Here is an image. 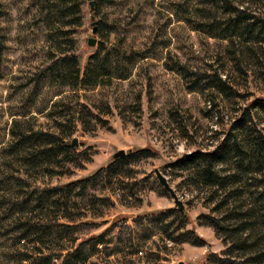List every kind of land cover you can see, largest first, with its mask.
I'll list each match as a JSON object with an SVG mask.
<instances>
[{
  "label": "rangeland",
  "instance_id": "1",
  "mask_svg": "<svg viewBox=\"0 0 264 264\" xmlns=\"http://www.w3.org/2000/svg\"><path fill=\"white\" fill-rule=\"evenodd\" d=\"M93 1L92 9L89 1L83 7L82 23L68 26L70 18L64 22L54 18L49 25L40 22L34 0H0V160L1 150L11 140L14 119L19 126L28 123L52 132L54 122L37 111L47 109L57 99L69 107L77 100L90 111L81 113L86 133L78 127L70 138L76 139V151L82 155L79 165L72 166L68 177L43 181L64 184L87 177L111 165L117 151L127 154L146 148L154 153L119 167V177L88 189V197L72 209V225L99 223L94 230H75L72 237L78 241L102 232L117 218H125L104 238L115 241L118 237L121 254L105 258L100 245L97 249L102 252L90 263L206 264V256L219 254L223 246L210 228L198 224V217L208 210L187 192L184 174L174 164L195 150H210L242 107L264 97V43L246 49L195 31L201 10L206 9L205 0ZM89 39L95 40L94 47L88 46ZM100 47L119 50L123 68L131 55L134 65L129 78H112L106 86L78 91L58 88L59 96L37 81L48 52L75 55L82 70ZM203 75L225 82L229 96L204 87L206 79L198 82L199 76L205 78ZM27 111L30 115L23 119L20 115ZM156 170L182 202L189 220L185 229L202 239L201 246L176 245L163 234L168 224L177 226L178 217L151 219V215L168 209L177 210L158 183ZM139 217L142 220L135 226L133 220ZM144 233L153 236L145 241ZM131 251L135 254L129 255Z\"/></svg>",
  "mask_w": 264,
  "mask_h": 264
},
{
  "label": "trees",
  "instance_id": "2",
  "mask_svg": "<svg viewBox=\"0 0 264 264\" xmlns=\"http://www.w3.org/2000/svg\"><path fill=\"white\" fill-rule=\"evenodd\" d=\"M88 1L94 3L93 0H34V5L38 7L39 21L45 25L54 18L59 22L70 18L68 26H79L85 16L82 9ZM205 7L201 10L200 23L193 27L195 31L232 45L239 43L246 49L264 43V0H205ZM119 52L115 47H100L88 57L82 70L75 55L48 52V61L36 79L50 87L54 96L60 95L58 88L78 91L106 86L112 78L124 80L131 75L134 65L129 59L131 55L126 57L129 62L123 68L120 65L124 59L119 57ZM1 53L0 40V56ZM234 56L238 58L236 53ZM118 71L121 74L114 77L113 73ZM198 78V82L206 79L203 86L216 94L229 96L230 88L217 76ZM85 110L90 114L77 100L69 107L62 99L38 110L39 115L44 114L54 122L52 132L28 123L19 126L18 119H14L11 140L1 150L0 160V264H87L102 251L105 258L121 254L118 237L115 241L104 238L125 218L120 221L117 218L102 232L78 241L72 237L75 230L81 227L94 230L99 223L72 225V209L84 202L88 189L108 178L111 181L119 177V167L152 157L153 151L146 148L130 151L106 168L79 180L64 184L43 181L68 177L72 166L79 165L82 155L71 145L70 138L78 127L86 133L81 114ZM238 112L224 136L210 150H195L174 164L184 174L182 182L187 192L208 210V214L198 217V224L210 228L223 246L219 254L206 256V264H264V97L252 99ZM29 115L27 111L20 116L25 119ZM164 216L172 220L179 218L177 226L172 228L170 223L163 233L174 244H203L193 230L185 229L189 224L186 213L168 209L158 216L151 215V219ZM141 220L136 218L133 224L139 226ZM151 236L144 233L142 240H150ZM100 245L102 251L97 249ZM133 254L134 251L129 253Z\"/></svg>",
  "mask_w": 264,
  "mask_h": 264
},
{
  "label": "water",
  "instance_id": "3",
  "mask_svg": "<svg viewBox=\"0 0 264 264\" xmlns=\"http://www.w3.org/2000/svg\"><path fill=\"white\" fill-rule=\"evenodd\" d=\"M89 7H90V9H92V7H93V2L92 1L89 3ZM93 33H94V30H93ZM94 45H95V40L94 39H89L88 40V46L89 47H94ZM71 145L72 146H76L77 145L76 139H73L71 141ZM124 155H125L124 151H117L113 155V159L120 158V157H122ZM155 176H156V179H157L158 183L160 184V186L168 193L169 197L173 200V203H174L175 207L179 211H183L184 206H183L182 202L177 198L175 192L169 186V183L167 182L166 178L158 170L155 171Z\"/></svg>",
  "mask_w": 264,
  "mask_h": 264
}]
</instances>
